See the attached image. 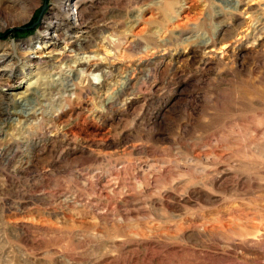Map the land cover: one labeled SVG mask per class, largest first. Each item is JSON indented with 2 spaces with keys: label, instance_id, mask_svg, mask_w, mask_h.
Instances as JSON below:
<instances>
[{
  "label": "rangeland",
  "instance_id": "rangeland-1",
  "mask_svg": "<svg viewBox=\"0 0 264 264\" xmlns=\"http://www.w3.org/2000/svg\"><path fill=\"white\" fill-rule=\"evenodd\" d=\"M1 10L0 264H264V0Z\"/></svg>",
  "mask_w": 264,
  "mask_h": 264
},
{
  "label": "bare ground",
  "instance_id": "bare-ground-1",
  "mask_svg": "<svg viewBox=\"0 0 264 264\" xmlns=\"http://www.w3.org/2000/svg\"><path fill=\"white\" fill-rule=\"evenodd\" d=\"M22 9V8H21ZM24 10V9H23ZM3 11L1 10L0 11V15H1V13H2ZM31 12V11H30ZM30 14L31 13H29V12H25V13H23V12H21V11H18L17 13H16V15H15V17L17 18V19H20L22 22H24V21H26L29 17H30ZM17 19H15V20H17ZM16 23H18L17 21H13V24H16ZM9 24V23H8ZM7 24V25H8ZM11 24V23H10ZM49 32V31H48ZM46 33V32H45ZM52 35V34H51ZM53 36V35H52ZM62 39V38H61ZM51 40V39H50ZM59 41V40H58ZM20 46V45H19ZM23 51V50H22ZM4 55H5V53H4ZM25 57V56H24ZM32 57H34V56H32ZM35 61V60H34ZM1 63V62H0ZM31 64V63H30ZM34 66V65H33ZM9 68V66L7 65V66H5V65H1L0 66V70L1 71H5V70H7ZM22 106H25V104L23 103L22 104Z\"/></svg>",
  "mask_w": 264,
  "mask_h": 264
}]
</instances>
